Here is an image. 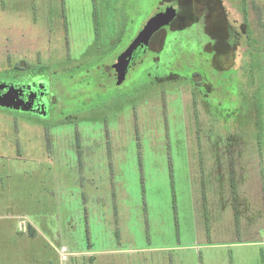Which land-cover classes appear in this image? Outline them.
I'll use <instances>...</instances> for the list:
<instances>
[{
  "label": "rangeland",
  "instance_id": "obj_1",
  "mask_svg": "<svg viewBox=\"0 0 264 264\" xmlns=\"http://www.w3.org/2000/svg\"><path fill=\"white\" fill-rule=\"evenodd\" d=\"M98 1L131 22L107 64L163 6ZM197 1L180 0L184 23L170 29L200 15ZM221 1L236 46L224 48L210 25L221 68L219 57L210 65L198 19L169 34L177 46L159 56L163 74L146 57L108 87L109 78L75 73L82 55L99 60L86 49L96 16L109 15L95 16L94 0H0V91L42 69L57 98L40 122L0 95V264H264V0Z\"/></svg>",
  "mask_w": 264,
  "mask_h": 264
},
{
  "label": "flooded vegetation",
  "instance_id": "obj_2",
  "mask_svg": "<svg viewBox=\"0 0 264 264\" xmlns=\"http://www.w3.org/2000/svg\"><path fill=\"white\" fill-rule=\"evenodd\" d=\"M97 1L98 0H94V4H92V6H91L92 10L95 11L94 12L95 16L96 15H98V16L109 15V18H106L107 21L105 23H102V21H101L102 18H100V17L98 18L96 16V19H100L101 27H100L99 23L95 26L96 28H95V30H93L92 42L88 45V49H86V50H87V52H89L90 50L95 51V54H97L98 58L100 59L102 56H105V55L109 56L116 51L117 46L121 42V35L123 34L122 32L124 31L123 27H126L127 25H131L130 24L131 22L128 19V17H123V18L122 17L121 18L111 17L112 11L114 10V7H112L111 4L109 3V5H108L109 10H110L109 11V10L105 9V7L100 6L101 4L96 5ZM101 1L102 0H100L98 2L100 3ZM184 1L187 3V7L188 8L190 7L189 9H195V7L197 5L196 2H198L197 0H181V3L185 4ZM216 1H217V3L219 2L222 5L221 0H216ZM201 2H202V10H201L200 15L196 16L195 10L191 11L190 15H189V25H187L183 28H176L175 30L170 29L172 27V24H174L176 21H179L181 24L184 23V22H181L183 19L178 20L179 15H178L177 9L179 8L178 5L179 4L181 5V3H180V0H176L175 3L172 2V3H170V5L168 4L169 5L168 7H172L176 10L177 15H176V18L167 27L159 30L160 32L158 31L159 32L158 34H160L161 32L165 33L164 39L162 41V46L160 47L159 50H152L150 48V45L152 42L150 41L151 43L149 42V45L146 48V55H142V53H143L142 51H138L135 53L133 60L129 63L128 72L130 70L136 69L138 66L142 65L144 63V61H146V57H147V61H151V62L159 64L160 63V57L159 56L163 53V51L165 49L169 34H173L175 32L188 29L192 24L198 22V19L201 20L202 25H203V27H202L203 32L202 33H203V36L205 38L203 50L205 53L211 55L210 63L212 62L213 59L215 61L216 58L219 57V54H217V49H216V45H217L216 38L212 37L208 32V28H210V25H213V28H210V31L215 32V35H217V36L221 35L220 39L222 41V45L224 48H225V46H228L230 48L236 49L235 45H231L229 43V31H230L231 27L229 26L228 19L226 18V22L222 23V21H220L221 14L220 13L215 14L209 8L210 3L214 2V0H201L200 3ZM162 4H163L162 7H164V0H161V5ZM162 7H160V8L162 9ZM157 11H159V10H157ZM221 12L222 13L224 12L223 5H222ZM185 18H187V17H185ZM246 25H247V23H246V19H245V21L240 25L239 30H238V31H240V33H239L240 35L248 33L247 27H245ZM105 29H106V32L103 33V31ZM140 29L138 31L136 30L134 38L128 43L127 47L124 48V50L118 52V54L114 55L111 63H108L106 65L103 64L101 66L102 68L99 66L100 72L96 76H104L106 79L109 78V80H111L109 82H112V83L108 87L112 86V84L117 86L116 85L117 78H118L117 73H116L115 69L112 67L115 58L117 56H119L120 54H122L128 48V46L132 43V41L138 35ZM222 34H224V35H222ZM100 37H102V38L100 39ZM157 38H159V36ZM205 47H209L210 50H207ZM104 50L107 52L105 53ZM220 55L223 56L222 52H220ZM224 55L226 56L227 54H224ZM83 56L84 55H82V58L80 60H78L82 64H84L83 62L86 61L85 59H83ZM223 62H224V60H222V57L221 58L219 57V60L216 61V63H217L216 66L221 68ZM86 64H88V63H86ZM86 64H84V65H86ZM210 65H212V63ZM77 66L78 65L76 64V67ZM210 67H212V66H210ZM156 69H159L162 74L164 73V68H162L161 65L158 66ZM23 70H25V69H23ZM44 72L45 71L42 69L35 70L33 72V75L31 76L33 79L31 82L28 81L27 83H20L18 85L13 86L15 92L17 93L15 101L19 104L23 103L25 105L24 108L28 109L26 112H21L20 114L34 116V117L38 118V120L40 122L41 121L43 122L48 117L50 111H53L55 108H57V103H56L57 99H56L54 93L50 92V88H51L50 84L45 80L42 81L39 79L40 77H44V75L46 73V72L45 73ZM128 72L126 74L125 80L127 79ZM178 79L179 78L176 76L175 73H170V74H168V76H166L165 81L175 83ZM125 80H124V82H125ZM190 81H191L192 87L194 89H197L199 86H201V88L205 87L204 88L205 92H203L201 97H202V99L208 98L207 93L210 91V87L206 84H203L204 83L203 82L204 81L203 75H201L200 73H194L192 76H190ZM121 85H122V83H121ZM103 88H105V86L101 87V89H103ZM8 90H9V88L6 87L4 90L0 91V95L3 96L5 93H7ZM15 113L18 114V112H16V111H15ZM42 118H44V120H42Z\"/></svg>",
  "mask_w": 264,
  "mask_h": 264
},
{
  "label": "water",
  "instance_id": "obj_3",
  "mask_svg": "<svg viewBox=\"0 0 264 264\" xmlns=\"http://www.w3.org/2000/svg\"><path fill=\"white\" fill-rule=\"evenodd\" d=\"M176 15V10L172 7H165L164 10L163 8L162 10L160 9L158 14L139 31L128 48L115 58L112 67L115 69L118 77L116 85H120L125 80L129 63L133 60L135 53L147 48L152 36L159 30L167 27L176 18ZM10 94L15 95L14 99H16L17 93L14 88L13 90L9 88L7 93L1 96V98H6V96ZM27 110L28 109L25 108V111Z\"/></svg>",
  "mask_w": 264,
  "mask_h": 264
},
{
  "label": "trees",
  "instance_id": "obj_4",
  "mask_svg": "<svg viewBox=\"0 0 264 264\" xmlns=\"http://www.w3.org/2000/svg\"><path fill=\"white\" fill-rule=\"evenodd\" d=\"M160 10V9H159ZM177 13V12H176ZM223 15V13H221V16ZM225 16V15H224ZM222 23H225V22H223L222 21ZM174 34V33H173ZM170 46H172V47H176L177 46V41H176V39H174L173 41H171V42H167V44H166V46H165V49L164 50H167V49H169V47ZM107 56H105V57H101L100 59H99V61H95V62H93V64L92 65H84V64H82L81 62H79L78 64H77V62L78 61H76V64L78 65L77 67L75 66V68L77 69V72H75V73H77V74H88L89 76V78H93V76H96V75H94V73L95 74H98L100 71H99V66L101 67L103 64H107L106 63V59H104V58H106ZM105 60V61H104ZM100 62V63H99ZM148 62H150V65L151 66H155L154 67V69H156L158 66H160L158 63H154V62H151V61H148ZM102 68V67H101ZM76 74V75H77ZM69 75H72V74H69ZM121 85V84H120ZM117 86H119V85H117ZM56 96V95H55ZM57 99V98H56ZM105 107V106H104ZM103 107V108H104ZM101 109V110H104V109ZM105 109H108V107L106 108L105 107ZM30 234L31 235H33L34 233H33V231H31L30 232Z\"/></svg>",
  "mask_w": 264,
  "mask_h": 264
},
{
  "label": "crops",
  "instance_id": "obj_5",
  "mask_svg": "<svg viewBox=\"0 0 264 264\" xmlns=\"http://www.w3.org/2000/svg\"><path fill=\"white\" fill-rule=\"evenodd\" d=\"M93 261V260H92Z\"/></svg>",
  "mask_w": 264,
  "mask_h": 264
}]
</instances>
